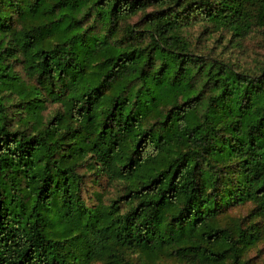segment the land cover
Wrapping results in <instances>:
<instances>
[{
	"label": "trees",
	"instance_id": "16d2710c",
	"mask_svg": "<svg viewBox=\"0 0 264 264\" xmlns=\"http://www.w3.org/2000/svg\"><path fill=\"white\" fill-rule=\"evenodd\" d=\"M199 21L239 43L264 0H0V264H264V63Z\"/></svg>",
	"mask_w": 264,
	"mask_h": 264
},
{
	"label": "rangeland",
	"instance_id": "374dc122",
	"mask_svg": "<svg viewBox=\"0 0 264 264\" xmlns=\"http://www.w3.org/2000/svg\"><path fill=\"white\" fill-rule=\"evenodd\" d=\"M143 18V13L133 16L129 22L140 21ZM185 34L190 38L193 47L202 53L213 52L226 58H231L242 65L250 63L256 64L260 61L264 63V31L261 27H255L249 35L239 39V43L229 42L231 33L227 30L216 29L206 22L199 21L191 23L184 27ZM264 65V64H263ZM57 104H51L50 108ZM95 188L104 191V198L108 200L117 191V186L106 183L103 180V185L94 182L90 176L86 178V185L84 189V196L88 197L93 193ZM92 201L91 198H88ZM251 203L244 204L236 209H232L234 215H246L251 208ZM248 257L258 263H264V240H260L248 252ZM165 260L160 264H166ZM168 263H172L171 260ZM90 264H107L103 261H94Z\"/></svg>",
	"mask_w": 264,
	"mask_h": 264
}]
</instances>
